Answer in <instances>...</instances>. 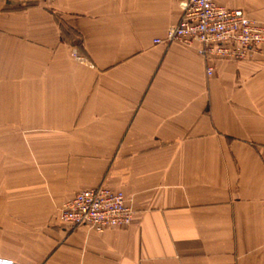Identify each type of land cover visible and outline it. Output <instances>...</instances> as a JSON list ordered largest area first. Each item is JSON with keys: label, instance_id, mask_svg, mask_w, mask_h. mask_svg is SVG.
Wrapping results in <instances>:
<instances>
[{"label": "crops", "instance_id": "1", "mask_svg": "<svg viewBox=\"0 0 264 264\" xmlns=\"http://www.w3.org/2000/svg\"><path fill=\"white\" fill-rule=\"evenodd\" d=\"M264 22V0H215ZM176 0H0V264H264V48L155 44ZM85 60H76L72 52ZM105 184L94 231L60 205Z\"/></svg>", "mask_w": 264, "mask_h": 264}, {"label": "built area", "instance_id": "2", "mask_svg": "<svg viewBox=\"0 0 264 264\" xmlns=\"http://www.w3.org/2000/svg\"><path fill=\"white\" fill-rule=\"evenodd\" d=\"M176 2L182 10L178 21L154 43L195 44L206 65V75L214 72L211 63L214 58L241 60L264 48V22L251 19L241 8L224 7L215 0ZM72 56L76 60H85L76 51ZM60 206L63 222L87 226L97 232L107 227L126 226L133 218V207L124 193L105 184L85 188Z\"/></svg>", "mask_w": 264, "mask_h": 264}]
</instances>
